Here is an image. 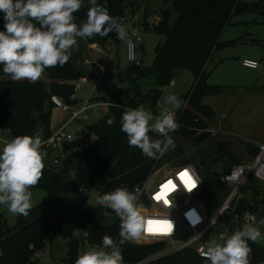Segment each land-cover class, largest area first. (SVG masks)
Instances as JSON below:
<instances>
[{"label":"trees","instance_id":"trees-1","mask_svg":"<svg viewBox=\"0 0 264 264\" xmlns=\"http://www.w3.org/2000/svg\"><path fill=\"white\" fill-rule=\"evenodd\" d=\"M163 4L170 3L176 12V19L168 23L169 10L161 11L160 20L166 23H154L146 30L154 31L162 37L161 46L156 51V58L149 67V73L154 75V88L130 93L118 87L108 90L98 100L109 102L99 117L84 125L88 141L81 149L70 150L66 155H59V162L54 167H48L49 150L42 146L44 155L43 176L38 184L30 189H41L47 194V199L32 206L27 216L17 214L11 226H8L0 212V264H26L31 250L47 247L56 239H66L70 264L78 257L77 239H70L73 232H87L88 242L101 246V238L110 236L113 240L120 233V218L109 219V213L114 211L107 206L89 204L86 198L76 208L63 204L61 196L77 190L91 188L97 177L105 170L111 169V180L98 195L113 191L117 188H131L140 183L151 170L155 158H148L135 146H130L125 133L120 130V119L128 108H149L155 110L156 102L160 99L161 87L173 77L177 68L188 69L194 75V82L188 105L180 113L181 125L173 132L176 137L175 147L170 148L164 160H180L185 149L179 143L180 137L186 138L195 149L210 136L207 122L214 118L212 111L204 104L202 98L210 93L220 92V86L208 85L204 67L211 53L220 45L219 36L228 23L229 17L242 10L264 6V0L240 4L239 0H160ZM129 0H98L108 13L119 19L124 14ZM88 5L74 13V22L78 25L87 20ZM3 13L0 12V31L4 30ZM39 26V25H37ZM107 40L118 41L116 33L111 32L101 38H78V48L72 50V58L63 65L46 68L44 74L48 82L37 80L13 81L3 72L0 64V126L13 139L20 135L39 136L45 139L51 135L50 116L53 104L51 96H58L63 102L72 104L75 92V81L89 75L77 67V57H83L86 44L96 41L103 44ZM113 118L112 126L107 124ZM152 139H158L154 132H149ZM157 156V155H156ZM201 157L205 160L202 152ZM215 160V158H213ZM196 169L202 176L205 169L192 159ZM235 161L232 163H236ZM231 164V163H230ZM211 173L206 172L203 179L202 198L205 199L208 211L217 205L221 192L216 182L209 180ZM244 196L242 206L249 210L257 221L264 214V195L256 197ZM120 236V235H119ZM251 252L249 264H264V244L259 245L247 241ZM124 263H134L144 260L164 248V243L136 244L124 242L120 245ZM203 263L191 248L170 253L149 261L147 264H201Z\"/></svg>","mask_w":264,"mask_h":264},{"label":"clouds","instance_id":"clouds-1","mask_svg":"<svg viewBox=\"0 0 264 264\" xmlns=\"http://www.w3.org/2000/svg\"><path fill=\"white\" fill-rule=\"evenodd\" d=\"M87 5V20L78 25L73 14L85 6V0H0V12L4 14V30L0 31L3 72L13 81L35 82L46 68L63 66L69 60L72 50L79 47L78 38H103L115 32L117 39L128 42L126 27L98 0H87ZM165 103L180 107L173 94ZM113 123V118L108 119L109 126ZM178 128L174 113L167 110L153 117L143 108H128L120 119V130L126 134L129 145L138 147L148 158L174 148L170 133ZM149 132L160 138L152 139ZM42 143L39 136L20 135L5 142L0 150V205H6L14 215L27 216L32 208L30 189L38 184L45 167ZM96 203L112 209L120 218L119 244L141 240L146 221L137 192L117 188L98 196ZM259 239L258 227L243 226L224 238L222 244L210 245L204 257L210 264H249L251 248L247 241ZM74 264H123V256L118 244L104 235L99 250H86Z\"/></svg>","mask_w":264,"mask_h":264},{"label":"built area","instance_id":"built-area-1","mask_svg":"<svg viewBox=\"0 0 264 264\" xmlns=\"http://www.w3.org/2000/svg\"><path fill=\"white\" fill-rule=\"evenodd\" d=\"M118 21L128 31L129 39L128 42H125L126 58L134 66H139L140 61L135 57V41L141 39V33L146 30L147 26H151L157 21L152 17L145 16L136 21L127 11L119 17ZM107 49L109 48L107 47ZM240 64L251 69L258 66L256 60L248 58H242ZM173 86L174 80H170L161 87V93L163 94L166 89ZM191 92L192 90L189 89L182 96L179 108L168 106L160 98L156 102L155 110H150L149 113L155 117L165 110L173 112L177 123L181 125L180 113L187 107ZM50 100L53 106L70 113L69 119L60 129L42 139V146L49 151L58 153V155L49 158L48 167H54L59 162L63 141L66 140L68 145L71 142L75 145L82 142L81 138H76L73 133L66 131L70 123L75 120L84 123L88 119V113H86L88 109L93 108L98 113L99 106H107L111 103L102 100H86L78 108H71L70 104L63 102L56 95H52ZM84 128L81 130L80 127H77L76 132H84ZM204 130L208 131L210 135L223 132L220 127ZM170 135L173 137V132ZM0 140L4 143L11 140L7 131L1 126ZM255 148L254 155L248 161L231 163L226 169L215 174L213 181L220 186L221 192L217 205L212 211H208L206 201L201 196L204 189L201 174L191 158L188 162L183 161V158L188 154L183 155V158L177 161L172 159L161 161L164 160L170 148L163 153H158L155 163L145 178L131 188L125 189L138 193V203L142 205L141 215L146 221L141 240L138 243L142 245L164 243V248L144 260L134 263L123 262V264H142L151 257L167 255L186 248H191L194 251V254L203 261L201 264H210L204 257V252L210 245L222 244L224 238L229 237L237 228L253 226L256 222L255 216L242 206L244 198L242 191L247 187L245 185L247 179L252 177L258 181H264V141L256 143ZM76 191L81 193L83 188L78 187ZM74 238L83 247L84 245L88 246L90 250L100 249V246L88 242V234L85 231H74L70 239ZM63 240H65L64 244H68L66 239ZM114 241L120 248L119 235L114 238ZM52 243L41 248H34L32 244H29L31 255L26 264H70L69 255L56 257L51 253Z\"/></svg>","mask_w":264,"mask_h":264},{"label":"rangeland","instance_id":"rangeland-1","mask_svg":"<svg viewBox=\"0 0 264 264\" xmlns=\"http://www.w3.org/2000/svg\"><path fill=\"white\" fill-rule=\"evenodd\" d=\"M239 1L240 4H248L258 0ZM165 9L169 10L168 23L172 24L176 19L177 14L173 10L170 3L163 4L160 0H129V2H127L125 11L129 12L136 21H139L143 16H145L152 17L158 22L161 19V11ZM158 39L159 35L154 31L153 28L142 31L141 39L139 41H135V57L140 61L139 66H134L127 60L124 41L107 40L103 44L96 41H91L90 43L86 44L85 48L83 49V57H77L76 59L77 67H79L81 71L86 72L90 77L88 78L83 76L75 81V90H77V85H79L81 81H88L87 84L82 85L79 90L74 92L77 98L81 100L80 102L82 103V101L87 98L98 100V98H101L100 96H102L108 89L114 91L118 87H121L123 90H128L130 93L154 88V75L149 73L148 69L151 67L156 58L154 47ZM219 41L220 45L211 53L209 60L205 64L204 73L206 75V79L214 78V80H217V82H224L223 75H226L228 72H232V74H241V70L235 69L233 65L235 63H239L240 60L245 56L254 58L252 60H256L258 62V69L260 73L263 74L264 6L256 7L254 9H242L232 14L219 36ZM107 47L109 49H107ZM71 58L72 56H70V59ZM220 59H222L221 62L223 61V63L219 66L218 70L213 71L214 64ZM40 80L43 82H48L49 78L43 73ZM170 80H174V86L172 88L170 87L166 89V91L161 95L160 98L163 102H165L166 96L172 93L171 91L175 86H179L180 88L186 90L184 91V94L187 93L194 82V75L188 69L177 68L173 71V77L170 78ZM232 97L233 96H228L224 98V101L226 102L223 103V105L228 106ZM79 106L80 104L77 105V108ZM168 106L171 107L174 105L168 104ZM97 109L99 111L98 113H96L93 108H90L86 111V113H88V119L86 122L81 123V121L75 120L67 127V132L73 133L76 138L82 139V142L78 145H75L72 142L69 143L70 150L81 149L85 146L89 137H86L85 132H76V130L77 127H80L81 130H83L85 124L95 121L104 111L105 106H99ZM143 109L146 112L150 111L149 108L144 107ZM69 116L70 113L68 111H64L60 108L52 106L50 116V128L52 132H56L58 129H60L67 122ZM150 123H152V121H150ZM213 126L214 125L209 124V126L206 128L207 130H213L215 129ZM262 131H264L263 127L252 130L249 132L250 136H248V138L256 139ZM220 137L221 136H215L212 138L211 136L205 140L204 144L211 145ZM222 138H224V136H222ZM228 140L231 145V150L229 149L228 153L226 154L221 153L217 156H214L212 153L203 152L206 157L205 169L202 172V176H205L206 172L211 173L209 180L212 182L215 174L220 170L226 169L230 163L248 160L254 155V148L248 143L241 148V152H236L233 154L234 143L232 140L234 139L228 138ZM179 143L182 144L185 149L184 155L188 154L189 158L192 159V154L195 150L194 145L191 144L186 138L182 137H180ZM4 144L5 143L0 140V150H2ZM51 152L52 155L57 154V151ZM213 158H215V160ZM110 171L111 169L103 171L97 177L91 188L83 189L81 193L74 190L62 195L61 200L63 204L70 208H76L84 198H86L87 203L96 204L98 193L104 189L111 180ZM245 185L247 187L242 191L245 197H250V193L254 192L256 193L255 195H257L256 197L264 195V181H258L252 177H249ZM31 192L32 206L47 199V194L44 190L33 189ZM0 212H2L7 225L11 226L17 214L14 215L10 213L6 205H0ZM107 215L109 219L118 217L115 212L109 213ZM262 221H264V214L258 216L257 221L255 224H253L261 231V239L254 242L259 245L264 244V223H262ZM64 242L65 240L63 239H56L52 243L51 253L54 256L64 257L68 255V244H64ZM86 250H90V248L86 245L83 247L82 244H79L77 246L78 256L83 254ZM160 256L151 257L148 260L142 262V264H147L149 261L157 259Z\"/></svg>","mask_w":264,"mask_h":264},{"label":"crops","instance_id":"crops-1","mask_svg":"<svg viewBox=\"0 0 264 264\" xmlns=\"http://www.w3.org/2000/svg\"><path fill=\"white\" fill-rule=\"evenodd\" d=\"M243 58L254 59L249 56H245ZM221 60L222 59L217 60L214 64L213 71L218 70L219 66L223 63ZM233 66L235 69L241 70L242 73L232 74V72H228L226 75H223L224 82H217L214 78H208L210 80L206 79V83L208 85L220 86L222 89L220 92L210 93L202 98V104L206 105L214 115V118L209 122L204 117H202V119L207 122L206 126L212 124L214 125V128L220 127L223 131L221 134L216 133L211 135L212 138L215 136H221L220 138H222V136H224L222 139L228 143V147L222 154L228 153L229 149L231 150L228 138L235 140H232L234 143L233 154L241 152V148L247 143L253 146L255 153L256 143L264 141V131H262L256 139L248 138V136H250L249 132L252 130L262 127L264 128V73H260L258 66L253 69L246 68L241 66L240 62L235 63ZM262 71H264V64L262 66ZM87 83L88 81H81L77 90H79L82 85ZM77 90H75V92ZM184 91L186 90L180 88L179 86H175L171 91V94L175 95L178 98L179 103H181ZM106 92L104 94H106ZM228 96L233 97L229 101L230 104L228 106H224L223 103L226 102L224 101V98ZM73 99L74 102L71 104V108H77L78 104L81 105V100L77 98L75 93L73 94ZM86 100H92V98L84 99L82 102ZM50 131L51 133H54L51 128ZM49 153L51 156L52 152L49 151ZM56 155H58V153Z\"/></svg>","mask_w":264,"mask_h":264},{"label":"water","instance_id":"water-1","mask_svg":"<svg viewBox=\"0 0 264 264\" xmlns=\"http://www.w3.org/2000/svg\"><path fill=\"white\" fill-rule=\"evenodd\" d=\"M158 23H159V24H164V23H166V20H163V21L159 20ZM161 41H162V37L159 36V39H158V41H157V43H156V45H155V47H154V51H155V52L158 50V48H159V46H160V44H161ZM172 139H173V141L175 142L176 137L173 136ZM227 147H228V143H227V142L216 143V146H215V152H216V154H217L218 152H223V151H225V150L227 149ZM67 149H68V143H67V141L65 140V141H63L62 144H61V155H62V156H64V155L67 154ZM197 156H198V155H197V153H196V150H194V151H193V154H192V159H194V160L197 159V158H198ZM189 160H190V158H189L188 156H186V157L183 158V161H184V162H188ZM198 165L201 166V167H204V166H205V160H204L203 157H201V158L198 160ZM137 244H139V243H137Z\"/></svg>","mask_w":264,"mask_h":264},{"label":"flooded vegetation","instance_id":"flooded-vegetation-1","mask_svg":"<svg viewBox=\"0 0 264 264\" xmlns=\"http://www.w3.org/2000/svg\"><path fill=\"white\" fill-rule=\"evenodd\" d=\"M220 142H226V141L222 138H219L215 142H213V144H211V145L204 144V142H203L198 148L195 149L196 153L198 155L197 156L198 158L196 160L198 161L201 158L202 152L212 153V154H214V156H217L218 154L224 153V151L218 152L217 154L215 152L216 143H220Z\"/></svg>","mask_w":264,"mask_h":264},{"label":"snow or ice","instance_id":"snow-or-ice-1","mask_svg":"<svg viewBox=\"0 0 264 264\" xmlns=\"http://www.w3.org/2000/svg\"><path fill=\"white\" fill-rule=\"evenodd\" d=\"M194 186V185H193Z\"/></svg>","mask_w":264,"mask_h":264}]
</instances>
